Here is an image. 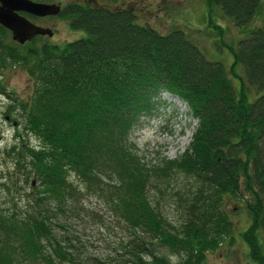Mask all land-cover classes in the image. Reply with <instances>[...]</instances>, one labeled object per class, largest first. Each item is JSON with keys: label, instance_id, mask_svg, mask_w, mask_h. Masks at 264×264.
<instances>
[{"label": "trees", "instance_id": "obj_1", "mask_svg": "<svg viewBox=\"0 0 264 264\" xmlns=\"http://www.w3.org/2000/svg\"><path fill=\"white\" fill-rule=\"evenodd\" d=\"M85 1L62 7L60 17L88 33L64 46L42 36L19 45L0 25V59L21 62L34 80L28 101L1 83L0 92L16 104L24 132L40 142L18 139L8 148L38 184L32 182L26 205L0 211V264H77L53 221L55 210L74 211L81 198L84 187L73 177L104 197L128 226L133 238L124 256L133 264H173L155 246L180 255L177 264H206L232 237L225 204L234 199L244 201L252 219L244 233L250 258L264 264V0H205L210 22L219 8L248 34L232 47V76L244 69L239 86L183 30L162 34L129 7ZM259 17L261 24L251 28ZM214 26L224 37L225 29ZM164 94L186 103L198 126L189 150L154 174L130 137L142 117L161 114L155 106ZM175 171L196 180L194 189L177 195L184 211L179 226L151 196L153 175L169 178Z\"/></svg>", "mask_w": 264, "mask_h": 264}, {"label": "rangeland", "instance_id": "obj_2", "mask_svg": "<svg viewBox=\"0 0 264 264\" xmlns=\"http://www.w3.org/2000/svg\"><path fill=\"white\" fill-rule=\"evenodd\" d=\"M93 1L112 8L129 7L137 13L141 24H147L162 34H168L175 28L183 30L209 60L223 63L236 86H239V76L244 75V69L238 67V77L236 74L232 76L235 58L232 47L237 49L248 34L225 17L219 8L214 9L213 22H210L209 7L205 0ZM75 2L86 1L56 0L53 3L64 7ZM28 18L35 24L54 31L52 38L43 37L44 42L64 46L88 36L85 30L72 29L60 15L46 19ZM261 22V17L256 18L251 28L259 26ZM214 25L225 29L224 37L219 35ZM12 41L10 37V42ZM21 52L25 54V49L21 48ZM17 65V61L11 58L5 62L0 59V83L5 88L4 91H13L14 97L19 96L28 101L33 93L34 80L23 64L20 67ZM158 103L155 111H160L161 114L152 118L142 117L130 137L133 151L154 174L166 163L180 159L189 150L198 126L187 104L179 98L164 94ZM15 105L4 92H0V211L15 210L17 205H26L27 195L33 193L32 182H36L33 176L28 177L25 164L15 165L16 160L8 155V148L15 142L28 140L31 146L40 145L36 137L24 132L23 118ZM6 116L11 120H7ZM12 120L21 126H14ZM18 131L22 134L20 138H16ZM170 137L176 138L174 149H171L172 146L167 141ZM185 139L187 141L184 143ZM72 179L77 187H84L75 210L68 213L55 210L53 213L56 235L63 247L74 254L77 264H133L128 260L130 256H124V246L133 238L128 226L104 197L87 192L77 178ZM151 180L154 185L151 187L154 204L172 224L179 226L183 222L184 211L181 206L183 202L177 195L194 189L196 180L181 171H175L169 178L153 175ZM37 184L36 182L35 187ZM225 210L234 226L232 237L207 255L206 264H257L250 258V248L244 239V233L252 221L244 201L229 200L225 204ZM153 250L156 255L169 258L173 264L182 260L180 255L168 252L163 247L155 246ZM143 258L150 261L147 256Z\"/></svg>", "mask_w": 264, "mask_h": 264}, {"label": "water", "instance_id": "obj_3", "mask_svg": "<svg viewBox=\"0 0 264 264\" xmlns=\"http://www.w3.org/2000/svg\"><path fill=\"white\" fill-rule=\"evenodd\" d=\"M62 10V6L55 3L0 0V25L11 32L13 41L19 45H25L38 36L52 38L54 31L35 24L23 14L46 18L59 16Z\"/></svg>", "mask_w": 264, "mask_h": 264}, {"label": "flooded vegetation", "instance_id": "obj_4", "mask_svg": "<svg viewBox=\"0 0 264 264\" xmlns=\"http://www.w3.org/2000/svg\"><path fill=\"white\" fill-rule=\"evenodd\" d=\"M24 15V14H23ZM25 16V15H24ZM27 17V16H26ZM46 18H48V17H46ZM46 18H41V19H46ZM21 55H23V53L21 52ZM18 65L17 66H22V63L21 62H18L17 63ZM18 67V68H19ZM23 68V67H22ZM2 93V92H1ZM11 93H13V91L11 92ZM9 99H11L10 97H9V95L7 96ZM22 99V98H21ZM23 100V99H22ZM6 119L7 120H11V118H9V116H6ZM12 123L14 124V126H17L19 123H17L15 120H12ZM20 125V124H19Z\"/></svg>", "mask_w": 264, "mask_h": 264}, {"label": "bare ground", "instance_id": "obj_5", "mask_svg": "<svg viewBox=\"0 0 264 264\" xmlns=\"http://www.w3.org/2000/svg\"><path fill=\"white\" fill-rule=\"evenodd\" d=\"M178 138V136H176ZM191 137V136H190ZM189 137V138H190ZM175 137H170L167 141L169 142V144L172 146L171 149H174V145H175ZM187 141V139H185L183 142L185 143Z\"/></svg>", "mask_w": 264, "mask_h": 264}]
</instances>
